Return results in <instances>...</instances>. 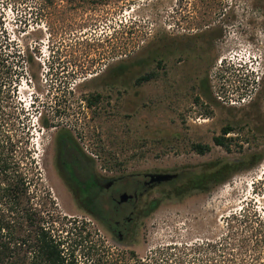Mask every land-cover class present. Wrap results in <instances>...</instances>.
Listing matches in <instances>:
<instances>
[{
    "label": "rangeland",
    "instance_id": "obj_1",
    "mask_svg": "<svg viewBox=\"0 0 264 264\" xmlns=\"http://www.w3.org/2000/svg\"><path fill=\"white\" fill-rule=\"evenodd\" d=\"M0 58L18 79L33 204L74 240L63 246L76 247L79 264H153L159 255L168 264H264V0H0ZM57 129L96 166L120 172L238 169L204 193L162 187L142 235L117 243L57 175ZM221 137L228 150L213 142ZM194 144L210 150L199 155ZM251 155L259 160L246 168Z\"/></svg>",
    "mask_w": 264,
    "mask_h": 264
},
{
    "label": "trees",
    "instance_id": "obj_2",
    "mask_svg": "<svg viewBox=\"0 0 264 264\" xmlns=\"http://www.w3.org/2000/svg\"><path fill=\"white\" fill-rule=\"evenodd\" d=\"M151 58L152 52L148 60ZM10 70L11 66L0 58V264H79L76 247L73 244L67 245L68 248L63 246L74 240L55 234L48 224L50 218L42 215L46 208H36L33 204L28 187L30 183L24 172L26 151L22 148L23 135L18 124L23 111L14 100L18 79L10 75ZM121 72L120 69L114 74L119 76ZM148 79L149 76L143 78ZM38 121L43 127L49 126L43 118H38ZM229 131V128H224L222 133L225 135ZM213 142L228 150L223 137L213 138ZM191 149L199 155L210 150L209 146L202 144H194ZM258 158L256 155L245 157V162L250 160L246 168L252 167ZM237 165L234 162H210L200 166L198 171L182 172L168 185V193L182 197L191 191L208 192L235 173ZM159 257L153 264H168Z\"/></svg>",
    "mask_w": 264,
    "mask_h": 264
},
{
    "label": "flooded vegetation",
    "instance_id": "obj_3",
    "mask_svg": "<svg viewBox=\"0 0 264 264\" xmlns=\"http://www.w3.org/2000/svg\"><path fill=\"white\" fill-rule=\"evenodd\" d=\"M86 154L74 136L57 129L53 165L72 200L111 241L134 244L156 208V194L168 190L179 174L162 180L158 173L120 172L119 164L96 166Z\"/></svg>",
    "mask_w": 264,
    "mask_h": 264
},
{
    "label": "water",
    "instance_id": "obj_4",
    "mask_svg": "<svg viewBox=\"0 0 264 264\" xmlns=\"http://www.w3.org/2000/svg\"><path fill=\"white\" fill-rule=\"evenodd\" d=\"M158 177L162 180H166L167 178L170 177V175H158Z\"/></svg>",
    "mask_w": 264,
    "mask_h": 264
}]
</instances>
